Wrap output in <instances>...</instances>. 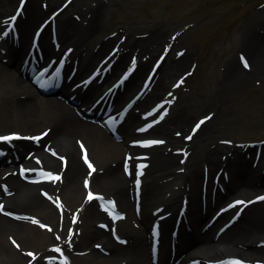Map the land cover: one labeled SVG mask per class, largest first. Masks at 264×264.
<instances>
[{"label":"bare ground","instance_id":"1","mask_svg":"<svg viewBox=\"0 0 264 264\" xmlns=\"http://www.w3.org/2000/svg\"><path fill=\"white\" fill-rule=\"evenodd\" d=\"M56 1L47 0L39 5V0H30L24 8L27 21L19 25L21 29L19 44L10 46L8 64L0 61V107L2 108L0 127H9L2 133L17 135L21 138L40 137L35 140L40 142L39 146L42 150L35 148L36 153L43 156L44 166L60 177L59 180L48 179L35 183L26 180L25 178L28 179L37 174L25 167L23 162L26 157L19 152H16L19 153L16 160L5 159L1 162L0 248L5 252L0 263L153 264L155 243L148 233L147 221L157 222L160 237L171 238L169 226L176 225L180 217H176L175 213L182 207L186 208V212L188 211L189 224L195 225L197 234L192 238L191 243L178 250L174 257L169 249L159 251L161 259L157 264H166L173 259L180 260L181 263L199 264L205 258H222L232 254L244 256L250 264H254L252 261L258 259H251V257H264V245L261 243L264 240V206L250 217L244 218L241 215L231 223L228 222L231 217H224L233 209L231 207L233 204L227 205L231 196H234L232 197L234 200L242 197L243 194L254 193L252 197H255L259 194L257 189L264 185V172L262 171L264 164L256 171L245 166L248 162L245 157L248 150L244 152L242 149L235 148L229 151L217 145L209 150L203 161H198L196 156L190 158L184 173L178 171L181 165L176 163V160L170 163L171 168L156 169L153 181L147 184L150 199L153 198L156 204L163 205L161 210L172 215L160 219L152 212L149 196L146 198L144 195L143 197L135 195L133 191L136 179L126 176L123 170L125 158L130 152L129 141L133 138L136 123L125 120L127 123L121 124V126L125 124L123 130L117 131L120 139L117 140L101 126L87 122L74 114L64 106L57 95L51 97L44 95L24 77L28 75L20 71L23 66L29 70L32 64L35 66L36 62L41 65L43 62L44 65L51 64L49 69L53 73L50 74V71L46 77L43 76L42 83L47 84L50 75H55L58 79L63 77L61 85L54 84L58 86L57 91L70 95L77 94L79 99L88 102L91 95L102 88L111 75H125L127 89L133 91L140 88L139 78L146 62L141 61L137 64L139 66L133 72L130 69L131 60L137 50L149 53L150 46L154 43L152 39L140 41L125 39L117 48H114L115 43L123 37H118V35L103 37L89 49L86 56L82 53L83 48L79 46V40L85 41V45L90 43L95 36L94 30L99 28L104 21L102 3L88 18H80L79 14L74 13L73 16L65 15L57 19L61 42L63 45L68 42L64 52L69 53V64L75 62L79 65L77 75H62V69L57 67V59H53L51 55L55 43L51 42L45 34L38 39V44L32 51H27V54H31L30 58L26 56L29 63L25 65V60L21 59V52L26 49L28 28L49 11L50 3ZM7 2L8 0H0V12L1 5ZM3 18L7 20V14H4L2 10L0 30L8 27V23ZM254 36L258 40L249 41V53L253 57L256 69L262 71L264 70V37L256 33H253L252 37ZM72 44L78 49H70ZM98 57L100 61L104 59L105 62L104 68L97 73L95 78L104 80L102 83L94 82L87 87L83 75ZM185 63L186 59L182 57L175 60L172 66L179 69ZM229 65L226 82L235 81L239 79L238 77L245 75L243 73L245 70L239 68V63L233 61ZM172 66L170 72L174 71ZM252 67L251 65V69ZM92 69L96 72L95 68ZM39 70L42 71L41 68ZM39 72L37 71L36 74L38 75ZM90 74L93 73L90 71ZM164 85L165 82L161 80L153 89V94H158V90ZM185 111L186 108L178 107L167 117L166 124H169V127L168 129L163 127L162 132L168 139L170 138L169 140L174 141V137L185 134H193L194 137L196 134L198 137L204 136L216 123L215 116L206 114L204 122L198 123V128L191 126L187 129L188 120ZM185 129L187 132H184ZM45 133L47 135H44ZM75 135L80 142H78L79 145L72 140ZM31 140L33 139L25 141ZM17 141L19 139L12 141L13 144L16 143L14 148L21 150L23 143L19 141V144ZM80 146H83L85 153L91 155V165L95 171L81 161ZM46 149L54 150L57 156L49 155L45 152ZM173 153L175 152L172 151ZM61 156H65V159ZM130 161L135 170L136 163L134 162L133 166V158ZM155 162L157 163V160ZM171 174L176 175L178 180L175 182L170 180L172 183L167 184L159 181ZM217 175L225 183L226 190L222 183L213 185L214 177ZM205 176L209 181L204 193ZM83 180L86 181L84 183H87V186L83 185ZM176 184L180 185L174 189L172 186ZM27 185L29 188H25ZM37 185L41 186L47 197L40 196L41 194L35 191L34 187ZM164 188L173 191L170 197L164 195ZM90 193L93 196L91 200L89 199ZM97 194L108 197L120 208V211L125 212V217L117 219L105 217L102 205L96 198ZM202 196L207 201L205 210H203ZM210 203L227 205V208L220 214L221 216L201 231L203 224L207 221ZM99 219L105 220V224L98 222ZM34 220L37 223H34ZM114 232L117 233L114 234ZM9 240L14 244L13 246L9 244ZM57 248L61 251H55ZM156 252H158L157 247ZM28 253H32L33 256H29ZM61 258L64 259L63 263H60Z\"/></svg>","mask_w":264,"mask_h":264},{"label":"rangeland","instance_id":"2","mask_svg":"<svg viewBox=\"0 0 264 264\" xmlns=\"http://www.w3.org/2000/svg\"><path fill=\"white\" fill-rule=\"evenodd\" d=\"M45 1L47 0H39V5ZM262 1L57 0L49 4V11L41 19H38L29 26L27 40L30 39L34 29H36L42 19L47 20L48 16L52 15L57 22V19L65 15L73 16L74 13L79 14L80 18H88L101 3L105 15L104 21L99 28L94 30V38L90 43L86 44L89 47L84 44L85 41L79 40V46L83 48L82 53L85 56L89 49L95 46L98 40L103 37L122 36L123 39L115 43V46H119L125 39L138 41L142 39L153 40L154 43L150 46L151 50L149 53L146 54L144 50H137L131 61L138 64L141 61L146 62L139 78V85L142 83L145 74L152 70L154 64L161 61L151 83L152 94L153 89H155L161 80L165 82V85L158 90V94H153L155 97L151 93L142 97L139 100V105L142 103L141 106L148 109L150 107L155 108L160 103H164V107H161L156 113L155 118L159 121L152 124V126H155L154 129L151 128L152 132L140 133L138 136L154 137L156 141H163V143H153L149 146V158L144 167L138 171L139 173L131 167L128 154L125 158V168L123 169L126 176H130L136 180L138 177L140 182L139 184L135 183V188L142 187L141 192L143 191V195L146 198L149 196L148 199L151 202L152 208L154 199H150L151 195L147 190V184L153 181V175L157 172L156 169L164 170L171 168L172 165L170 166V163L172 160H176V163L181 165V167H178V171L184 173L190 158L196 156L198 161H203L209 150L220 145L225 148L224 150L231 149L232 151L235 148L242 149L244 152L248 150L245 154L248 161L245 166L252 171L258 170L264 164V144L261 146L257 145V142H264V70L256 69L253 57L249 53V41L253 39L258 40L255 36L252 37L253 33L264 37V4L260 5ZM19 2L20 0H8L7 3L2 4L1 9L3 13L10 16ZM29 2L30 0L27 1L26 5ZM26 17L27 14L25 13L20 22L27 21ZM47 27L46 31L48 32V37H50L52 31V29L50 30L51 25L49 24ZM56 29L58 30V27ZM157 32L160 34H156ZM84 39L86 40L87 36ZM2 45L6 49L7 46L3 43ZM75 48L76 50L78 49L74 45L73 50ZM99 57L95 59L92 65L99 60ZM182 57L186 59L185 65L179 69H175L172 66L173 63ZM241 57L249 63L250 67H244ZM233 61L239 63V68L244 69L246 73L243 72L245 75L238 77L239 79L235 81L226 82V72L229 69V63ZM251 65L253 66L252 69ZM171 66L174 69L173 72H170ZM12 68L14 67L12 66ZM100 90L101 88L95 94ZM124 92V95H126L128 89H124ZM123 98H126V96ZM61 100L66 101L64 98H61ZM88 103L90 102L87 101ZM66 106L77 116H82L81 118L85 121L99 125L108 131V127L104 125L101 119L97 118L98 116L94 118L83 115L84 113L80 115L76 106L68 105V103ZM178 107L182 109L186 108L187 129L191 126L193 128L197 126L199 122L205 119L204 116L206 114L215 116L216 123L213 125V128H210V132L204 136L198 137L196 134L197 137H194L193 134H185L174 137V141L169 140L170 138L168 139L165 136L166 134L162 132L163 127H167L168 129L169 124H166L167 117ZM1 111L2 108L0 107ZM136 112L137 114H141L140 109H136ZM133 119H135V116L132 114L130 120ZM125 124L122 125V130ZM117 128L119 127L117 126ZM7 129L9 127H0V133L7 131ZM184 132H187V130L185 129ZM111 135L115 139H119L116 137L117 135L113 133ZM188 137H191V139H188ZM72 140L79 145L80 142L76 139V135L72 137ZM17 143L20 144V142ZM22 143L23 148L19 151L23 156L35 150V148L42 150L39 146L40 142L37 140H22ZM130 150L133 151L134 149L130 147ZM172 151H176L177 156L173 155L175 153L172 154ZM45 152L52 156L54 153L50 149H46ZM12 154V152L9 153L11 156ZM79 156L84 164H88L85 162V151L81 146L79 147ZM87 157L91 158V155L87 154ZM34 158L32 154L30 162L37 164ZM40 158H42V161L43 156L41 155ZM155 160H157V163ZM41 168L46 171V174L51 173L55 176V172L49 171L45 166H41ZM262 169L264 172V168ZM48 179H50L48 175L47 177H43V180ZM170 180L175 182L178 179H176V175L171 174L159 181L162 184H167L171 182ZM84 182L86 181L83 180V185L85 186L86 183ZM178 185L180 184L173 185L172 187L176 189ZM26 187L29 188L28 185ZM34 188L38 194H41L40 196L45 197L41 186L37 185ZM262 192H264V185L257 189V193L260 194ZM163 193L165 196L170 197L173 191L164 188ZM253 195L254 193L250 195L243 194L242 197H237L238 199L235 202L236 207L243 209L242 217L244 218L250 217L255 211L264 206V201H258L259 197L256 195L252 197ZM97 196L99 195L97 194ZM232 197L234 196H231L229 199H232ZM238 201H242L243 203H237ZM244 205L246 207H242ZM217 207L210 203L207 217ZM123 213L125 214V212ZM230 214L225 217H230ZM106 215H109V213L107 214L105 209V217ZM103 219H99L98 222L105 221ZM149 223L150 220L147 221L146 225H149ZM261 243L264 245L263 241ZM9 244L12 245L13 243L9 240ZM1 249L0 262L5 252ZM212 258L213 263L211 264H234V262L250 264L244 256L241 257L237 254L225 255L222 258ZM252 258L264 261L263 256H253ZM255 261L252 262L256 264Z\"/></svg>","mask_w":264,"mask_h":264},{"label":"snow or ice","instance_id":"3","mask_svg":"<svg viewBox=\"0 0 264 264\" xmlns=\"http://www.w3.org/2000/svg\"><path fill=\"white\" fill-rule=\"evenodd\" d=\"M22 2H23V0H22ZM20 13L18 12L17 13V15H19ZM16 19V17L15 16H13L12 18H10V22L11 21H14ZM6 34V33H5ZM241 60L243 61V63H244V67L245 68H247V67H249V65H248V63H247V61L246 60H244V58L243 57H241ZM204 121H201L200 123H203ZM197 128L199 127V124L196 126ZM44 135H47V133H45ZM21 137H19V136H17V135H11V136H0V140H3V141H10V140H14V139H20ZM25 139H40V137H34V138H28V137H25ZM188 139H191V137H188ZM152 143H163V141H153ZM83 147V146H82ZM84 159H85V162L86 163H88V166H89V168L92 170V171H95V169L93 168V166L91 165V163L88 161V159H87V154L85 153V156H84ZM141 168L142 167H144L143 165L142 166H140ZM142 174V173H141ZM48 175V177L50 178V179H53V180H59L60 179V177L59 176H53L51 173H48L47 174ZM137 184H139V179H137ZM86 186H87V183H86ZM89 199L91 200V199H93V196H92V194L90 193L89 194ZM260 199H264V197H261ZM237 203H243L242 201H238ZM115 207V205H114V203H113V208ZM107 210V209H106ZM115 218H122V217H119V216H116ZM34 223H37V221H33ZM75 222V221H74ZM41 227H44V225H41ZM50 230V229H49ZM58 239H59V237H58ZM55 251H57V252H60L61 251V249H59V248H57V249H55ZM28 255L29 256H33V254L32 253H28ZM234 264H239V262H234Z\"/></svg>","mask_w":264,"mask_h":264}]
</instances>
